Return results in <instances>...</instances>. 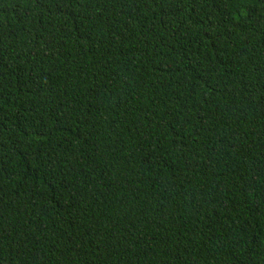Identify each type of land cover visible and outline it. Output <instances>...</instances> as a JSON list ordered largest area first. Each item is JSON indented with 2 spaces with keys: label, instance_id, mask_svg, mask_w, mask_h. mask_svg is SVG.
I'll use <instances>...</instances> for the list:
<instances>
[{
  "label": "trees",
  "instance_id": "1",
  "mask_svg": "<svg viewBox=\"0 0 264 264\" xmlns=\"http://www.w3.org/2000/svg\"><path fill=\"white\" fill-rule=\"evenodd\" d=\"M0 264H264V0H0Z\"/></svg>",
  "mask_w": 264,
  "mask_h": 264
}]
</instances>
